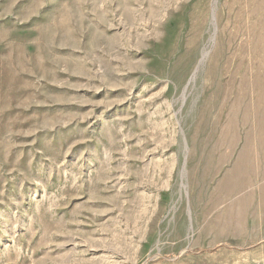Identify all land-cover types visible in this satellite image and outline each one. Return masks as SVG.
I'll list each match as a JSON object with an SVG mask.
<instances>
[{
  "label": "rangeland",
  "instance_id": "obj_1",
  "mask_svg": "<svg viewBox=\"0 0 264 264\" xmlns=\"http://www.w3.org/2000/svg\"><path fill=\"white\" fill-rule=\"evenodd\" d=\"M0 264H264V0H0Z\"/></svg>",
  "mask_w": 264,
  "mask_h": 264
},
{
  "label": "bare ground",
  "instance_id": "obj_2",
  "mask_svg": "<svg viewBox=\"0 0 264 264\" xmlns=\"http://www.w3.org/2000/svg\"><path fill=\"white\" fill-rule=\"evenodd\" d=\"M237 188H238V187H237ZM237 188H236V189H237Z\"/></svg>",
  "mask_w": 264,
  "mask_h": 264
}]
</instances>
